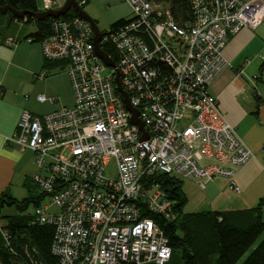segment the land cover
I'll return each mask as SVG.
<instances>
[{
	"label": "built area",
	"instance_id": "obj_1",
	"mask_svg": "<svg viewBox=\"0 0 264 264\" xmlns=\"http://www.w3.org/2000/svg\"><path fill=\"white\" fill-rule=\"evenodd\" d=\"M125 1L130 17L99 37L100 47L114 45L115 60L106 52L114 66L95 52L87 20L52 17L41 50L45 59L62 62L73 102L44 113L22 109L6 136L34 154L30 179L49 202L35 205L32 215L53 226L50 250L58 264H163L170 245L142 208L167 218L174 212L164 190L144 175L191 176L201 187L222 176L239 190L235 166L254 156L208 85L229 64L227 38L264 19V0H190L193 18L183 26L164 6ZM55 3L43 0V7ZM116 72L142 130L130 121Z\"/></svg>",
	"mask_w": 264,
	"mask_h": 264
},
{
	"label": "crops",
	"instance_id": "obj_2",
	"mask_svg": "<svg viewBox=\"0 0 264 264\" xmlns=\"http://www.w3.org/2000/svg\"><path fill=\"white\" fill-rule=\"evenodd\" d=\"M82 1L88 4L90 0ZM62 2L56 0L53 7ZM36 5L38 10L44 9L43 0H36ZM34 29L33 22L0 12V191L17 198L28 193L26 183H32L31 175L37 170L33 152L6 139L16 130L21 110L44 113L73 102L68 73L60 63L45 61L40 41L30 36ZM223 52L229 64L208 89L254 156L235 166L233 180L239 190L222 176L207 181L204 187L194 177L180 176L186 195L184 211L243 209L264 195V19L255 28L243 27L230 35ZM43 70L44 75L39 76ZM38 93L46 99L39 100ZM261 217L264 220V203ZM3 224L0 218V226Z\"/></svg>",
	"mask_w": 264,
	"mask_h": 264
},
{
	"label": "trees",
	"instance_id": "obj_3",
	"mask_svg": "<svg viewBox=\"0 0 264 264\" xmlns=\"http://www.w3.org/2000/svg\"><path fill=\"white\" fill-rule=\"evenodd\" d=\"M168 9L172 19L183 26L193 18L190 0H150ZM78 2L84 6L82 0ZM8 4L27 11L18 19L33 22L35 29L30 32L34 40H42L51 33L52 16L34 18L32 12L38 10L36 0H0V5ZM11 17L14 14L7 10ZM74 7L61 15L63 18L77 16ZM119 17L110 23L114 28L125 21ZM114 60L115 47L105 41L100 44ZM45 59V58H44ZM60 63V60H47ZM160 65L167 67L165 64ZM147 183L157 182L171 201L173 218H167L142 208L143 215L153 218L167 237L171 251L163 264H264V220L261 207L264 195L252 206L233 210L200 209L184 211L186 195L182 189V178L167 172H154L143 177ZM31 183L29 185H32ZM28 193L17 198L8 191H0V261L2 264H58L57 257L50 250L53 226L34 220L28 205H37L40 195ZM45 195L43 191L40 193ZM13 207V212H3V208ZM5 232V234H3ZM262 237L258 239L261 235ZM151 264V263H148Z\"/></svg>",
	"mask_w": 264,
	"mask_h": 264
},
{
	"label": "water",
	"instance_id": "obj_4",
	"mask_svg": "<svg viewBox=\"0 0 264 264\" xmlns=\"http://www.w3.org/2000/svg\"><path fill=\"white\" fill-rule=\"evenodd\" d=\"M71 7H74L76 12H77V14L79 16L83 17L85 20H87L89 22V24H90V26H91V28L93 30V33H94L93 34V44H94V49H95V52L97 53V55L102 59V61L106 65L114 66L115 65L114 61L99 46V37H100V34H101V30L99 29V27L97 25L96 19L93 16H91L83 8V6L78 2V0H64L57 7H49V8H44L42 10H36V11H33L31 14L36 19H40V18L48 17V16L58 17V16H61L62 14H64ZM7 10L11 11L14 14L15 17H21L25 13H27V11L24 10V9L14 8V7H12V6L8 5V4L0 5V12H5ZM114 81L116 83L117 89L122 94V97H123L122 99H123L124 106L126 107V109H128L131 112L130 121L133 122V123H136L138 125L139 129L142 130L143 129V124H142L141 120L136 116L137 115V110H136L135 107H133L129 103L127 93L121 87L117 72L114 75ZM140 137L141 138H146L147 135H146V133H142Z\"/></svg>",
	"mask_w": 264,
	"mask_h": 264
},
{
	"label": "rangeland",
	"instance_id": "obj_5",
	"mask_svg": "<svg viewBox=\"0 0 264 264\" xmlns=\"http://www.w3.org/2000/svg\"><path fill=\"white\" fill-rule=\"evenodd\" d=\"M64 1V0H63ZM83 8L92 15L96 21L99 29L101 31H106L109 29L110 23L120 16L129 18L131 15V10L129 4L125 0H90L88 4H84ZM16 189V188H15ZM30 193L34 195H40V204H47L49 202L48 195H41L42 189L36 185L32 184L29 185ZM18 195L19 194L16 192ZM23 193V192H22ZM34 204L31 202L28 205V210L33 209ZM56 206L54 204L49 205V209H55ZM4 212H13L14 208H5L3 209ZM263 233L258 237L260 239ZM177 261L175 262V264Z\"/></svg>",
	"mask_w": 264,
	"mask_h": 264
}]
</instances>
